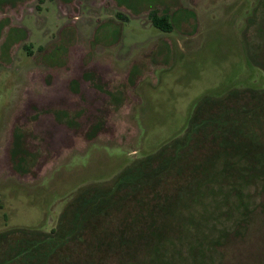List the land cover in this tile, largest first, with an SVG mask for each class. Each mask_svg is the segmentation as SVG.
<instances>
[{"label": "rangeland", "instance_id": "374dc122", "mask_svg": "<svg viewBox=\"0 0 264 264\" xmlns=\"http://www.w3.org/2000/svg\"><path fill=\"white\" fill-rule=\"evenodd\" d=\"M262 59L264 0H1L0 232L57 227L83 190L181 137L205 99L261 104ZM246 126L228 136L240 163L209 147L219 160L192 189L174 179L165 223L123 264H264V115Z\"/></svg>", "mask_w": 264, "mask_h": 264}, {"label": "trees", "instance_id": "16d2710c", "mask_svg": "<svg viewBox=\"0 0 264 264\" xmlns=\"http://www.w3.org/2000/svg\"><path fill=\"white\" fill-rule=\"evenodd\" d=\"M149 17L154 27L172 29L167 14L152 9ZM260 66L264 68V59ZM263 115L264 102L241 110L232 104L229 107L228 101L203 100L181 137L125 168L109 187L83 190L64 210L57 227L48 232L26 227L0 232V264H105V258L111 256L123 264V250L141 240L142 233H158L160 219L165 223L178 189L174 179L186 174L189 179L183 184L192 189L201 170L213 166L220 155L222 164L240 163L241 158L233 160L226 154L238 142L229 138L233 133L248 135L246 123ZM250 132L254 133L253 129ZM222 141L228 145L221 148L222 154L204 155ZM258 146L264 156V143Z\"/></svg>", "mask_w": 264, "mask_h": 264}]
</instances>
